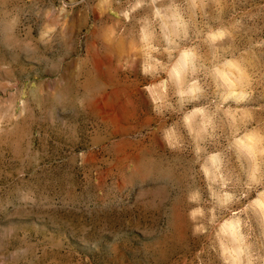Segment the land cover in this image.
Returning <instances> with one entry per match:
<instances>
[{"label": "rangeland", "instance_id": "obj_1", "mask_svg": "<svg viewBox=\"0 0 264 264\" xmlns=\"http://www.w3.org/2000/svg\"><path fill=\"white\" fill-rule=\"evenodd\" d=\"M39 6L0 0V82L11 84L0 112L12 109L0 130V264H196L202 246L204 264H219L191 236L174 191L188 157L160 142L165 121L150 110L146 81L118 66L123 41L100 38L116 13L71 0L68 51L37 46ZM233 13L246 21L255 14L264 26V0H236L226 20ZM248 43L238 34V49ZM248 60L257 75L249 107L259 108L264 127V55Z\"/></svg>", "mask_w": 264, "mask_h": 264}, {"label": "clouds", "instance_id": "obj_2", "mask_svg": "<svg viewBox=\"0 0 264 264\" xmlns=\"http://www.w3.org/2000/svg\"><path fill=\"white\" fill-rule=\"evenodd\" d=\"M230 4L236 0H93L98 14L116 13L100 38L108 46L123 41L118 66L146 81L150 110L165 121L157 129L164 149L189 159L174 191L182 193L191 236L203 238L219 264H264V127L259 108L249 107L257 75L248 60L264 55V37L254 38L264 26L255 14L226 20ZM70 5L40 0L38 47L71 51ZM241 33L245 49L236 46ZM3 89L10 93V82H0ZM87 99L78 100L82 109ZM11 119L12 109L0 112V130ZM203 256L202 246L196 264Z\"/></svg>", "mask_w": 264, "mask_h": 264}]
</instances>
